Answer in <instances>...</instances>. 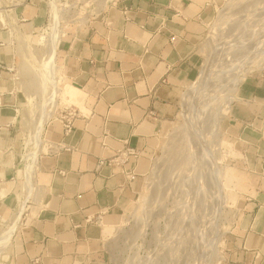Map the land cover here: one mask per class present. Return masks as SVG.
<instances>
[{
  "label": "crops",
  "instance_id": "0c3cea01",
  "mask_svg": "<svg viewBox=\"0 0 264 264\" xmlns=\"http://www.w3.org/2000/svg\"><path fill=\"white\" fill-rule=\"evenodd\" d=\"M223 1L118 0L88 22L71 23L57 61L64 84L82 92L83 108L69 136L59 120L44 127L31 196L25 171L22 184L16 170L13 26L35 31L41 4L25 0L6 26L0 20V227L25 207L5 264H106L105 240L141 192L140 177L168 124L181 117L180 100L189 103L194 85L183 91L197 77L202 42ZM239 85L222 134L239 215L218 264H264V73ZM68 93L79 98L70 86ZM124 142L140 157L123 168H99Z\"/></svg>",
  "mask_w": 264,
  "mask_h": 264
},
{
  "label": "rangeland",
  "instance_id": "374dc122",
  "mask_svg": "<svg viewBox=\"0 0 264 264\" xmlns=\"http://www.w3.org/2000/svg\"><path fill=\"white\" fill-rule=\"evenodd\" d=\"M11 1L13 0H0V16L5 25L8 24L7 18L14 16L13 12H9L12 9ZM117 1L38 0L41 4V20L37 29L27 32L21 26L25 23H19L23 34L13 26L16 60L11 68L19 99L16 170L22 184L24 177L21 174L25 171L26 164L24 159L27 156L35 158L39 150L40 142L35 145L33 139L39 132L42 114L46 110L50 114L45 117L47 120L42 128L44 131V127L59 112L71 106L68 111L78 113V108L82 109L84 103L82 92L64 84L57 53L56 84L60 91L57 102L48 103L47 95L42 93L40 74L45 72L40 61L46 51L43 37H49L51 33L49 24L52 4L56 2L58 5L61 40L71 27L70 22L83 24L88 18L100 16L107 4ZM254 4L261 9H257ZM256 14L260 19L253 18ZM202 43L197 77L185 90L186 92L190 85H194L189 103L185 105V101L182 103L183 98L180 100L179 107L182 106L184 114L179 119L175 116L168 124L161 146L151 157L148 171L140 177L139 183L144 182L141 192L139 188L121 226L106 238V264H218L223 257L224 240L239 215L237 195L231 191L232 185L227 181V174L231 170L227 160L229 154L224 149L225 142L222 140L227 115L226 104L229 98L230 102L234 99L244 78L264 73V68H256L264 66L263 62H259L264 57V0H224L208 26ZM238 52H241L240 56L245 53L243 60L232 64L240 57ZM205 68L208 77L202 82V89L197 92L198 81ZM69 86L79 95L77 100L70 99ZM197 95L201 99L196 105L195 123L188 122V115L193 111ZM186 131L190 134L187 135ZM41 139L42 136L40 141ZM189 144H193L192 147ZM230 205L235 212L230 210ZM17 211L18 209L14 211V215ZM11 220L2 224L0 236L10 229ZM11 245L12 242L0 247V264L9 261L10 256L6 258L5 254L6 250L10 253Z\"/></svg>",
  "mask_w": 264,
  "mask_h": 264
},
{
  "label": "bare ground",
  "instance_id": "6f19581e",
  "mask_svg": "<svg viewBox=\"0 0 264 264\" xmlns=\"http://www.w3.org/2000/svg\"><path fill=\"white\" fill-rule=\"evenodd\" d=\"M22 1H25V0H13V1H11V8H13V7H15V6H17L18 4H20V2H22ZM53 8H52V16L50 17L51 19H50V28H49V30H50V35H49V37H43V43H45L46 45V51H45V54H44V56L42 57V59H41V61H40V64H42V68L44 69V74H40V85L42 86V93H44L43 95H47V101H48V103L50 102L51 104L52 103H56L57 102V99H58V97H59V90H58V86H57V84H56V82H58L57 80H58V78H57V66H56V53H57V49H58V45H59V42H60V17H59V11H58V5H56V2H54L53 4ZM105 5H106V3H105ZM254 6L257 8L258 6H256L255 4H254ZM105 7V6H104ZM259 8V7H258ZM257 8V9H258ZM259 9H261V8H259ZM255 12H257L258 13V10L256 11V9L254 10ZM6 12V11H5ZM9 12H13V10H9ZM7 15V14H6ZM9 15V14H8ZM255 17H253V18H259L260 19V16L258 15V14H256V15H254ZM5 19V18H4ZM0 20H1V22H3L2 21V18H1V16H0ZM5 22H3V24H4ZM6 26V25H5ZM18 37V36H17ZM21 37V36H20ZM18 40V39H17ZM19 42V41H18ZM254 42V41H253ZM256 42V41H255ZM249 45V44H248ZM251 47V46H250ZM231 48V47H230ZM225 49V48H224ZM216 51H218V50H216ZM263 51H264V48H263ZM225 52V51H224ZM228 52V51H227ZM248 52H249V50H248ZM247 52V53H248ZM216 53V52H215ZM239 53V56H240V54H241V52H238ZM213 54V53H212ZM245 54V53H244ZM243 54V55H244ZM243 55H241L240 57H238V59L235 61H233L232 62V64H236V63H239V62H241L243 59H242V56ZM238 56V55H237ZM216 57V56H215ZM219 57V56H218ZM213 59V58H212ZM32 61V60H31ZM212 61V60H211ZM259 62H263L262 64L264 65V57H263V59H261ZM34 67V66H33ZM26 68H28V67H26ZM248 68H250V67H248ZM246 69V70H249V69ZM257 69L259 68H264V66H259V67H256ZM245 70V71H246ZM40 72V71H39ZM202 75L200 76V78H199V81H198V85H197V92H199L201 89H202V85H203V81H204V79L206 80V77H208V75H207V69L205 68L204 69V71H203V73H201ZM203 82V83H202ZM207 82H208V80H207ZM206 83V82H205ZM205 87V86H204ZM209 87V86H208ZM187 88V87H186ZM186 90V89H185ZM185 90H184V92H185ZM200 95H201V93H200ZM200 95H197L196 97H195V100H194V103H193V111H192V113L191 114H189L188 115V118L189 119H187V120H189L188 122H193V123H195V118H196V114H197V108H198V106H196L197 105V103L199 104V101H200V99H201V96ZM230 97V96H229ZM199 98V99H198ZM45 99V98H44ZM46 100V99H45ZM44 100V101H45ZM234 100V99H233ZM233 100L230 102V98L227 100V102H228V104H226V109H227V115H226V118H225V120L227 119V117H228V114H229V111H230V107H231V104H232V102H233ZM202 101V100H201ZM230 102V103H229ZM47 102H46V104H48ZM53 107V106H52ZM46 109H47V107H46ZM180 110H181V114H184V112H183V109H182V106L180 107ZM48 110H46V113H43L42 114V116H41V119H40V128H39V132H38V134L34 137V139H33V143L35 144V145H37V144H39V142L41 143V145L43 144V141H40V137L42 136L41 134H42V132H43V130H42V128H43V126H44V123H45V121L47 120H45V117H47V116H49L50 114H47L48 112H47ZM44 112H45V109H44ZM193 123H192V126H194L193 125ZM189 128H192L191 126H189ZM189 128H187V131L189 130ZM186 131V132H187ZM181 133V132H180ZM190 133H188L187 132V135H189ZM179 135V134H178ZM188 138H189V136H187ZM178 139H179V137H178ZM43 140V139H42ZM180 140V139H179ZM182 141V140H181ZM180 141V143L182 144V142ZM189 143V142H188ZM177 144H178V142H177ZM192 145L193 144H189V146H191L192 147ZM39 146H40V144H39ZM179 146H180V144H179ZM37 147V146H36ZM191 147H189V148H191ZM182 149V148H181ZM184 150V149H183ZM179 151V150H178ZM186 151V150H185ZM184 151V152H185ZM191 152L193 151L192 149L190 150ZM189 150H188V154H190L191 152H190ZM35 153V152H34ZM181 153H182V151H181ZM186 153V152H185ZM37 154H38V151H37V153H36V155H35V158H30V157H28L27 156V158L25 159V180L27 181V184H28V188H27V192H28V195L29 194H32L33 193V191H34V188H33V185H32V173H33V170H34V167H35V165H36V158H37ZM31 164V165H30ZM32 166V167H31ZM224 175L226 176V173L224 172ZM231 175H230V172L227 174V177L228 178H230L231 179V177H230ZM29 181V182H28ZM227 181H228V179H227ZM229 182V181H228ZM226 186V185H225ZM26 206V205H25ZM229 208H230V210L231 211H233V212H235V210L233 209V207L231 208V205L229 206ZM25 210V207H24V205H21L20 207H19V210H18V212L17 213H15V215H14V217L12 218V220H11V226H10V229H8V230H6V232L4 233V232H2V234H1V236H0V247H2V246H5V245H7L8 243H10V242H12V239H14L13 238V236H14V234H15V232H16V230H17V227H18V225H19V221H20V218H21V215H22V212ZM9 256H10V253H9V250H6V254H5V257L6 258H9Z\"/></svg>",
  "mask_w": 264,
  "mask_h": 264
},
{
  "label": "built area",
  "instance_id": "2783aa9c",
  "mask_svg": "<svg viewBox=\"0 0 264 264\" xmlns=\"http://www.w3.org/2000/svg\"><path fill=\"white\" fill-rule=\"evenodd\" d=\"M124 13L127 14V10H124ZM99 15H101V12ZM89 20H90V18H88V20L86 22H88ZM77 22H79V21H76L75 23H77ZM71 23L72 22H70V24ZM2 45H4V44H2ZM11 70H13V69H11ZM70 108H71V106L66 108V110H64V111L59 112L58 116L55 118L56 120H59L63 124L64 132H65L66 136H69L72 133L75 120H76V118L79 117V115L81 113L80 111L78 113L76 111H72V110L68 111V109H70ZM150 115L154 116V112H151ZM67 150H69V149H67ZM140 153L141 152L139 150L130 146L129 142H124V146L121 149H119L111 158L101 159L99 161V168L106 166V165L123 168L124 166L127 165V163L131 159L139 158L141 155ZM237 212L239 213V210ZM32 264H43V263H42L40 258H36L33 260Z\"/></svg>",
  "mask_w": 264,
  "mask_h": 264
}]
</instances>
